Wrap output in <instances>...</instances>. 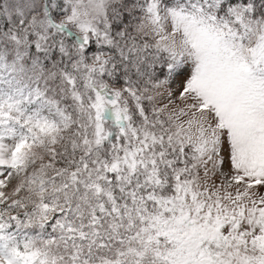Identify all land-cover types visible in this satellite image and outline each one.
Segmentation results:
<instances>
[{
    "label": "snow or ice",
    "instance_id": "1",
    "mask_svg": "<svg viewBox=\"0 0 264 264\" xmlns=\"http://www.w3.org/2000/svg\"><path fill=\"white\" fill-rule=\"evenodd\" d=\"M0 264H264V0H0Z\"/></svg>",
    "mask_w": 264,
    "mask_h": 264
}]
</instances>
